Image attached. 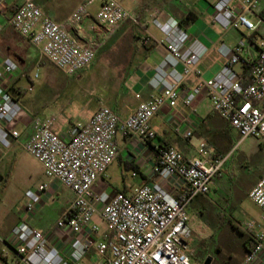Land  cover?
<instances>
[{
    "label": "built area",
    "instance_id": "1",
    "mask_svg": "<svg viewBox=\"0 0 264 264\" xmlns=\"http://www.w3.org/2000/svg\"><path fill=\"white\" fill-rule=\"evenodd\" d=\"M95 2L99 3L96 19L109 26L110 32L125 23L142 26L138 14L118 0H85L64 22L46 14L37 0H19L15 5L0 0V15L43 57L65 74L75 75L96 57L94 48L72 33L90 16L89 6ZM259 6L260 0H216L214 21L224 29L243 27L257 32L264 26ZM154 22L164 35L161 41L167 49L152 80L154 87H162L161 93L141 101L126 117L101 106L88 121L71 123L68 137L54 130L55 116L34 117L30 132L24 136L17 123L25 108L4 82L16 73L27 74L15 57L4 55L0 48V152L6 155L15 148L25 150L42 164L49 179L37 190L28 191L27 213L36 210L53 181L74 194L56 223L57 229L71 237L67 253L51 243L41 229L21 219L8 236L0 237L4 244L0 264H88L85 259L93 251L99 254L96 264H194L189 206L197 196L210 192L212 181L223 174L227 156L214 155L206 143L199 146L191 160L174 146L162 148L156 172L161 180H183L185 189L179 197L171 195L161 182L143 183L131 191L114 194L96 193L94 185L107 175L119 155L118 134L153 139L156 133L152 118L164 106L177 105L181 88L191 76L198 81L186 93V104L206 96L241 139L264 138V37L258 43L250 38L249 43L241 40L234 47L222 44L220 51L226 63L216 75L205 78L200 62L206 46L192 38L175 17ZM144 32L142 44L148 46L153 37L146 29ZM250 47L258 53L248 62L243 52ZM244 62L250 65L248 75L237 68ZM29 78L32 84L25 92L34 89L39 74ZM249 197L259 205L262 215L260 220L251 218L239 223L253 241L240 264H255L264 252V176L250 190ZM96 217L107 223L106 232H101ZM85 231L91 234L88 238L79 235Z\"/></svg>",
    "mask_w": 264,
    "mask_h": 264
},
{
    "label": "crops",
    "instance_id": "2",
    "mask_svg": "<svg viewBox=\"0 0 264 264\" xmlns=\"http://www.w3.org/2000/svg\"><path fill=\"white\" fill-rule=\"evenodd\" d=\"M51 1L52 0H37L40 6L43 5V2L48 4ZM83 1L85 0H81V2ZM181 1L184 2V0H159L158 6H138L137 9H130L132 12L138 14V16H141L143 23L142 26L138 27L146 29V31L152 35L153 42L150 45L145 46L142 44L141 40L143 35L136 34V36L139 37L138 41L140 45H143L146 47V49L143 52L132 54V56L128 59L129 62L127 65H120L119 63L115 64V67L118 70L116 76H118L120 83L117 93L113 94L108 90H104V100H98V102L92 107V109L95 108V111L91 112L92 110H90L88 113L78 116L74 121H67L66 118L55 116V131H57L62 136L68 137L66 133L71 123L77 120L88 121L101 106H109L117 111L122 117H126L138 106L141 101L161 93L162 87H154L152 80L156 75L157 67L160 65L167 53V49L165 44L161 41L164 35L159 27L155 24V19H158L159 21H166L170 17L177 18L181 24V27L186 30L192 36V38L198 39L204 46H206L207 51L200 62V67L203 70V77L210 78L220 71V69L226 63V57H224V55L221 53L220 46L222 44H226L229 47H234L241 40H243V33L239 28L235 27L224 29L220 24L214 21V15L216 13L214 4L216 0H190V2L197 7H203L201 10V23L197 26H194L191 21H186L183 18L181 11L182 8L178 6L179 4L182 5ZM9 2L10 4L15 5L19 3V0H9ZM207 5H209V7H206ZM205 9L206 12L204 11ZM260 12L264 16V11L262 9H260ZM49 13L50 14H46L55 20L57 18L60 20L65 19L63 16H58L56 11L51 8L49 9ZM90 20H94L95 25L90 26ZM0 22L3 24V27L0 25V48L2 49L4 55L15 57L22 68V62H24L26 58L33 60V53L31 54L32 50L30 48L25 53L23 52V49L25 46H27L26 44H31L27 39L20 36L12 27L7 26L8 24L6 19L2 15H0ZM151 24L155 25L158 32L152 31L150 29ZM86 26H90L91 29L96 31H99L100 28L104 29V32L102 30H100L101 32L99 31L98 34H100V36H103L105 32L110 33L109 31H111L109 26L99 24L96 19V15H93L91 12L90 16L85 19L84 25L82 27L85 28ZM98 26H100V28H98ZM119 28L120 26L112 32L114 33ZM124 33L125 31L122 30V28L119 29L118 35ZM73 35L81 40H84V34L81 29L76 31L73 30ZM257 35H264V26L259 27ZM253 41H255V43L259 42L257 37ZM135 43L136 42H134V44ZM246 49L247 50L243 52V57L245 61L249 62L251 59L257 56L258 50L253 47ZM115 57L122 59L118 55H113L111 59L115 60ZM245 63L247 62L239 65L237 67L238 70L244 69ZM19 74L20 72L14 74L13 76H9L6 79L4 86L7 88V90H9L11 87L15 88L17 86L16 78ZM197 81L198 78L196 76L189 77L181 88V96L177 105L173 107L169 105L164 106L152 118L151 126L156 133V136L153 139L144 140L135 136L124 137L121 134H118L117 142L119 147V155L114 163L109 167L107 175L95 183L94 190L96 193L108 192L110 194H114L116 192L131 191L133 188L143 183L161 182L163 187L171 195L179 197L185 189V183L179 177H173L169 180H161L159 178V175L156 172V167L159 161V152L162 148L174 146L182 152L186 160H191L197 155L199 146L202 143H206L207 146L213 151L214 155L227 156L228 159L225 163L223 174L217 176L212 181L210 192L207 195L197 196L189 207L197 206L200 213H205L207 207L203 199L208 200L211 205L217 208L220 217H222V214L230 216V221L239 227V223L251 219V217H246L248 215L247 213L245 214L246 211H244L243 207L244 198L246 197V194L249 196L250 190L264 176V169L255 179V181L249 185L246 193L242 195L236 194L232 190V186L225 185L224 191L221 190L222 187L220 189H216L223 192L219 195V201L221 203H218V200H215L213 197H211L210 194L213 189V184L222 179L227 172H230L232 175L234 174L231 172L229 163L232 157V150L235 146V138L240 136L232 128L230 123L214 110L212 102L208 97L202 95L191 104L185 103L184 97L186 93L197 83ZM30 123L31 121L29 122L28 120L26 126L22 129L24 136H26L31 130ZM188 132H191V135L187 137L186 134ZM250 137H255L258 139L260 149L264 147V138L257 136ZM241 140L243 139L240 138V141ZM3 156L4 155H2V157ZM4 157L3 164L0 165V181H4L6 178ZM40 166L43 168L41 163ZM103 181H109L107 186ZM57 183L60 182L53 181L51 182L50 186ZM53 195L54 192L50 187L44 196L50 199ZM73 197L74 194L71 191V196L62 213L68 207ZM196 199H199L198 202H196ZM43 203L44 202L42 200L32 214L26 212L23 217H18L11 225L5 236H8L12 227L21 219H26L32 226L45 232L51 243L58 245L64 253H67L71 237L65 234L63 231L57 229L56 224L55 226L44 227L41 226V223L36 220V215H39V212L41 211V208L39 209V207H41ZM235 215L244 216L246 218L245 220L240 221L239 219H236ZM191 218L193 229H195L196 215L194 218ZM239 229L241 228L239 227ZM79 235H81L83 238H88L91 234L85 231L80 232ZM252 245L253 241L249 236L247 249L250 250ZM98 258L99 254L96 251H93L85 260L88 264H96ZM255 264H264V252L261 254L259 260H257Z\"/></svg>",
    "mask_w": 264,
    "mask_h": 264
},
{
    "label": "rangeland",
    "instance_id": "3",
    "mask_svg": "<svg viewBox=\"0 0 264 264\" xmlns=\"http://www.w3.org/2000/svg\"><path fill=\"white\" fill-rule=\"evenodd\" d=\"M44 1V0H42ZM128 9H137L138 6L151 7L158 6L159 0H118ZM182 2V1H181ZM81 3V0H52L48 4L43 2L42 9L49 13V9L56 11L58 16L65 19H56L59 22L68 20L74 9ZM182 11V16L186 21H191L194 26L201 23L202 8L192 4L190 0H184L182 5H178ZM99 3L95 2L89 6V10L96 15ZM206 7H209L207 5ZM260 9L264 11V0H260ZM206 12V9L204 10ZM256 21L255 18H252ZM85 20L74 27V31L81 29L84 40L96 51L94 61L86 68L75 75H67L52 64L47 58L43 57L34 47L26 44L23 52L29 48L33 53V60L26 58L22 62V71L27 76L19 74L16 78L17 86L11 92L17 98H20L25 111L17 123L19 129H23L27 121L34 117L60 116L67 121L75 120L78 116L94 112L92 107L99 101L104 100V90L113 94L117 93L120 86L116 63L127 65L128 59L132 54L145 51L146 47L140 45L139 37L136 34L144 35V29L137 25L125 23L119 29L125 31L124 34L118 35L117 31L100 36L99 31L104 30L98 26L99 31L91 29L95 25L94 20H90V26L83 28ZM3 27L2 22H0ZM9 26V25H7ZM10 27V26H9ZM152 31L158 32L154 24H151ZM241 30L242 38L249 43L253 35L252 31L243 27ZM96 33H95V32ZM101 32V31H100ZM104 32V31H103ZM73 33V31H72ZM107 33V34H106ZM100 37V38H99ZM264 37L257 35V40ZM100 39V40H99ZM138 41V43H137ZM134 42H136L134 44ZM247 50V49H246ZM118 55L122 59L115 57ZM35 73L39 78L34 82V89L25 92L32 84L30 76ZM112 94V95H113ZM102 105V104H101ZM99 109V108H98ZM84 112V113H83ZM235 146L232 150L230 159V169L234 174L227 172L226 175L217 183L213 184L211 197L219 201V195L223 192L216 189L225 190V185L232 186V190L239 195L247 192L249 185L255 181L264 169V147L260 149L259 141L255 137L246 138L240 141V137L235 138ZM16 150V151H15ZM5 156V157H4ZM4 165L6 178L0 181V237H5L7 231L18 217L26 214L25 205L28 200L27 193L29 190H37L39 185L48 182L43 168L40 163L29 153L21 148L10 150L4 155ZM1 154L0 165L3 164ZM107 186L109 181H103ZM54 195L48 199L43 197V205L39 207L41 211L36 215V220L41 226H55L61 215L66 203L68 202L71 191L62 183L50 186ZM199 199H196L198 202ZM207 209L205 213H200L197 206L189 207L191 217H195L196 227H194L191 248L195 250L192 255L194 264H206L207 258L210 264H240L248 254L249 236L239 227L230 221V216L218 213L215 206L211 205L208 200L203 199ZM244 211L248 216L260 219L261 208L247 194L244 198ZM240 221L245 220L244 216L235 215ZM99 223L101 230L106 232L107 223L101 218H95ZM1 242V241H0ZM1 249L4 244L1 242ZM0 249V250H1Z\"/></svg>",
    "mask_w": 264,
    "mask_h": 264
},
{
    "label": "trees",
    "instance_id": "4",
    "mask_svg": "<svg viewBox=\"0 0 264 264\" xmlns=\"http://www.w3.org/2000/svg\"><path fill=\"white\" fill-rule=\"evenodd\" d=\"M141 23H143V19L141 18V16H139ZM257 37V32L253 33V35L251 36V39L254 40ZM244 70H245V74L248 75L250 72V65L248 63H245L244 66ZM15 88L11 87L8 91L12 92Z\"/></svg>",
    "mask_w": 264,
    "mask_h": 264
},
{
    "label": "water",
    "instance_id": "5",
    "mask_svg": "<svg viewBox=\"0 0 264 264\" xmlns=\"http://www.w3.org/2000/svg\"><path fill=\"white\" fill-rule=\"evenodd\" d=\"M210 257L209 258H207V260H206V264H210Z\"/></svg>",
    "mask_w": 264,
    "mask_h": 264
},
{
    "label": "flooded vegetation",
    "instance_id": "6",
    "mask_svg": "<svg viewBox=\"0 0 264 264\" xmlns=\"http://www.w3.org/2000/svg\"><path fill=\"white\" fill-rule=\"evenodd\" d=\"M195 254V250L193 251V255Z\"/></svg>",
    "mask_w": 264,
    "mask_h": 264
}]
</instances>
